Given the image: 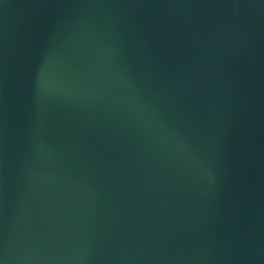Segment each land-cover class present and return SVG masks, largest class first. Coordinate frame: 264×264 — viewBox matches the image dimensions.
Instances as JSON below:
<instances>
[{
	"label": "water",
	"instance_id": "1",
	"mask_svg": "<svg viewBox=\"0 0 264 264\" xmlns=\"http://www.w3.org/2000/svg\"><path fill=\"white\" fill-rule=\"evenodd\" d=\"M0 264H264V0H0Z\"/></svg>",
	"mask_w": 264,
	"mask_h": 264
}]
</instances>
